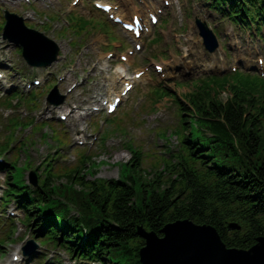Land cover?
Returning a JSON list of instances; mask_svg holds the SVG:
<instances>
[{"label": "rangeland", "instance_id": "1", "mask_svg": "<svg viewBox=\"0 0 264 264\" xmlns=\"http://www.w3.org/2000/svg\"><path fill=\"white\" fill-rule=\"evenodd\" d=\"M34 1L36 0L31 2ZM37 1V5L33 3L31 6L25 0H0V20L4 11L16 13L25 19L28 27L42 32L53 40L61 49L63 56L59 63L47 69L31 70L18 56L17 47L3 41L0 32L2 48L0 77H3L0 78V94L7 96L6 89L9 92H21L25 85L21 78L29 72L35 73L36 78L41 80L40 85L34 87V92L41 95L42 90L44 91L42 98L36 102L38 107L34 109L33 105L27 106L25 102L17 103L15 108L19 107V113L16 115L10 113L11 111L4 112L8 105L6 99L0 100V154H5L2 160H6L3 162L7 163L15 162L19 167L30 163V168L23 173L28 183L31 179L30 172L36 168L41 179L46 178L44 174L46 163L51 164L55 175L52 179L59 186L67 183L66 176L76 170L78 165L88 169L86 163H92L96 167L92 170V176L86 175L87 179L94 176L117 179L121 173V166L133 159V151L143 154V169L149 180L163 169L172 154H177L179 146L177 140L173 139L176 137L174 131L177 127H182L181 114L172 99L164 98L159 101L150 87H162L182 97L193 91V81L196 79L210 74H220L223 71L230 72L240 66L250 68L254 66L256 59H264V44L251 42L249 35L243 36L239 28L237 30L229 23L221 22L202 3L192 0H99L101 3L117 7V14L123 15L126 20H130L131 14L135 12L149 23V14H158L159 24L150 26L149 33L146 32L142 40L138 41L139 44L145 45L146 51L137 58L136 67L135 64L130 65L121 59L122 56L131 58L130 50L135 51L136 43L133 36L123 32L120 26L113 24L109 16H106L112 22L115 34L120 40L114 43L115 41L111 40L112 28L107 24H102L101 27L97 25L98 18L103 21L107 18L93 13V8L95 9L93 3L86 0L76 9L72 5L73 0ZM75 14L82 19H90L91 14L97 15L92 17L94 20H90L88 34H79L77 37L71 31L64 34L63 29L68 24L70 15ZM114 14L116 15V12ZM195 20L206 23L217 35L221 47L215 55H208L204 51ZM154 38L159 40L156 45L152 43ZM109 41L114 44H109ZM125 41L128 45L122 47L121 43ZM109 55L113 58L109 59ZM161 57L165 59L158 61ZM144 60L149 63L146 70L139 68L147 64ZM153 64L163 66V71L156 72ZM123 70L129 74L128 79H133L136 85L129 95L128 102L123 103L118 111L117 115L122 116L119 125L114 119L107 125L110 128L105 126L95 130L90 120L82 121L78 125L74 124L76 122L63 123L58 120L57 112H45L50 111L44 97L47 90L44 88L47 85L57 84L59 98L64 97L67 106L83 107L92 103L95 98L99 101L103 98L113 100L115 96L121 95L125 89L124 83L128 82L117 76L118 72L122 73ZM143 71H146L147 75L140 80L137 79V74ZM64 77L66 81L62 83L61 79ZM133 82L130 84L133 85ZM75 85L78 87L73 88ZM18 87L20 89H16ZM65 94L68 96L65 97ZM22 95L30 96L27 91H23ZM7 99L12 105V100ZM50 116L51 118L47 119ZM102 118L111 117L105 113L97 115L93 121ZM45 122L60 124V130L66 133V138L61 139L63 136L55 127H51V131L54 130L56 133L52 138L50 137L53 134L49 129H42V126L34 127L35 123L41 125ZM96 122L99 124V121ZM82 133L87 136L95 135L89 141L98 139L91 146H79L77 144L79 139L85 141ZM45 134H48L47 137L50 136L49 140L43 137ZM105 138L107 141L104 143ZM84 174L85 172L82 176ZM5 182L6 176L0 175V189H3ZM2 216L4 215L0 214V240H7L12 223ZM14 224L16 228L13 241H6L0 247V251L3 252L0 255V264H36L26 262L28 257L22 255L25 250L32 253L33 245L36 246L34 252L40 250L45 255L44 264H57L53 262L54 259L49 258L50 251H46L28 229L21 227L17 222ZM52 256L62 258L58 264H75L64 252L55 251L52 252Z\"/></svg>", "mask_w": 264, "mask_h": 264}, {"label": "trees", "instance_id": "2", "mask_svg": "<svg viewBox=\"0 0 264 264\" xmlns=\"http://www.w3.org/2000/svg\"><path fill=\"white\" fill-rule=\"evenodd\" d=\"M208 3L233 23L264 27V0ZM185 99L186 128L176 132L181 151L150 180L138 153L123 180L71 175L63 186L49 178L36 189L16 165L0 164L11 181L3 204L16 200L42 245L87 264H141L138 228L162 237L168 224L184 220L214 227L228 248L250 250L264 236V81L237 73L205 82Z\"/></svg>", "mask_w": 264, "mask_h": 264}, {"label": "water", "instance_id": "3", "mask_svg": "<svg viewBox=\"0 0 264 264\" xmlns=\"http://www.w3.org/2000/svg\"><path fill=\"white\" fill-rule=\"evenodd\" d=\"M13 24L11 20L10 25ZM201 34L206 42L214 41L205 27H201ZM11 39L21 42L27 53H31L35 44V40L23 35ZM231 228L239 230L236 225ZM138 235L145 240L140 250L143 264H264V236L248 251L228 248L214 227L197 225L190 220L168 224L162 237L142 228L138 229Z\"/></svg>", "mask_w": 264, "mask_h": 264}, {"label": "bare ground", "instance_id": "4", "mask_svg": "<svg viewBox=\"0 0 264 264\" xmlns=\"http://www.w3.org/2000/svg\"><path fill=\"white\" fill-rule=\"evenodd\" d=\"M134 16V15H133ZM133 18V17H132ZM126 77V75L125 76H123V78H125Z\"/></svg>", "mask_w": 264, "mask_h": 264}]
</instances>
